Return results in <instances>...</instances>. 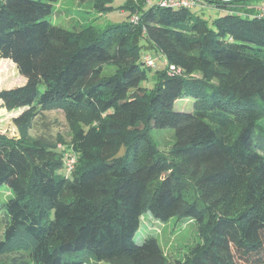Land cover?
I'll return each mask as SVG.
<instances>
[{"label": "trees", "instance_id": "obj_1", "mask_svg": "<svg viewBox=\"0 0 264 264\" xmlns=\"http://www.w3.org/2000/svg\"><path fill=\"white\" fill-rule=\"evenodd\" d=\"M57 1L0 0V59L25 79L0 91L23 110L17 137L0 134V187L13 195L0 264H264V19L206 0L228 13L211 28L192 10L127 0L121 24L71 31L46 20ZM150 53L167 65L149 90ZM184 100L192 112L176 111ZM52 112L68 135H33ZM152 129L173 130L174 145L160 150ZM145 214L194 221L201 243L171 262L155 237L135 242Z\"/></svg>", "mask_w": 264, "mask_h": 264}, {"label": "rangeland", "instance_id": "obj_2", "mask_svg": "<svg viewBox=\"0 0 264 264\" xmlns=\"http://www.w3.org/2000/svg\"><path fill=\"white\" fill-rule=\"evenodd\" d=\"M160 0H152L159 2ZM127 0H114V6L117 10L98 15L93 11L92 4L81 3L78 0H58L54 4L53 14L46 18L53 25L65 28L71 31H78L84 27L94 26L101 30L111 25L121 24L128 18V13L118 8L124 7ZM149 6V4H147ZM196 15L206 20L211 28L214 21L227 15V11L207 5L205 7H196L192 10ZM135 16V15H134ZM133 16V17H134ZM132 20V19H131ZM151 54V53H150ZM156 64L151 69L149 78L141 86L146 89H153L156 79V69L164 67V60L156 53L150 56ZM116 71L114 66H107L103 70V76L113 75ZM25 83V79L20 75L16 65L8 60L0 59V91L17 88ZM193 101H178L175 105L176 111L190 113L193 111ZM23 110L9 112L0 101V134L15 138L18 135L14 126L13 119L19 116ZM58 134L68 135V129L64 116L61 112H52L46 115V119L39 121L38 127L32 134ZM151 134L155 139L159 149L166 151L170 149L175 142L174 131L171 129L157 130L152 129ZM13 195L6 188L0 187V207L4 206ZM2 212L0 211V214ZM4 228H0V236L3 235ZM155 237L161 246L165 255L171 262H184L190 252L201 243L197 224L188 218H173L168 222H162L155 219L150 214H145L141 220V226L135 235V242L142 244L147 237ZM106 264V263H96Z\"/></svg>", "mask_w": 264, "mask_h": 264}, {"label": "built area", "instance_id": "obj_3", "mask_svg": "<svg viewBox=\"0 0 264 264\" xmlns=\"http://www.w3.org/2000/svg\"><path fill=\"white\" fill-rule=\"evenodd\" d=\"M221 4L229 6L233 13L247 18L264 19V0H211ZM158 4L162 7L171 8H186L194 10L196 7H205L209 5V1L206 0H160L159 2H152V0H146V4ZM132 22H138L139 17L134 16ZM146 65L150 68H155L156 64L151 57L146 58ZM167 65L166 63L164 64ZM77 163V157L69 152L65 153V166L68 175H71L75 170Z\"/></svg>", "mask_w": 264, "mask_h": 264}]
</instances>
